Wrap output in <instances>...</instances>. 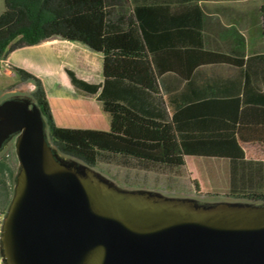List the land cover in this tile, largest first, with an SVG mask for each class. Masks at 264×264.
Returning <instances> with one entry per match:
<instances>
[{"label": "water", "instance_id": "obj_1", "mask_svg": "<svg viewBox=\"0 0 264 264\" xmlns=\"http://www.w3.org/2000/svg\"><path fill=\"white\" fill-rule=\"evenodd\" d=\"M10 143L2 264H264V201L121 186L51 142L30 92L0 102Z\"/></svg>", "mask_w": 264, "mask_h": 264}, {"label": "trees", "instance_id": "obj_2", "mask_svg": "<svg viewBox=\"0 0 264 264\" xmlns=\"http://www.w3.org/2000/svg\"><path fill=\"white\" fill-rule=\"evenodd\" d=\"M3 4L0 62L14 49L53 38L81 42L103 55L104 83L98 99L110 117L108 131L56 126L41 80L22 68L8 66L21 80L33 82L31 95L47 121L51 142L62 153L94 167L105 162L144 170H176L192 155L224 158L229 170L225 195L264 201V160L245 158L238 143L244 141V128L236 127L237 136L229 133L235 127H224V120L214 110L193 120L192 129L186 131L182 123L186 109L175 103L169 86L159 85L165 69L154 64L157 41L165 39L169 30L202 29L206 13L196 1L189 10L173 14L161 5L141 0H3ZM257 16L264 40V0ZM262 79L264 82V73ZM249 88L248 93L243 92L242 104L256 106L250 109L258 113L257 121L263 124L258 132H264V91ZM191 91L195 93L194 88ZM227 101L228 106L221 107L227 109L229 122L241 124L248 119L246 110H239V98ZM12 177L11 161L3 156L2 209L11 198ZM192 182L198 191V183Z\"/></svg>", "mask_w": 264, "mask_h": 264}, {"label": "crops", "instance_id": "obj_3", "mask_svg": "<svg viewBox=\"0 0 264 264\" xmlns=\"http://www.w3.org/2000/svg\"><path fill=\"white\" fill-rule=\"evenodd\" d=\"M141 1L161 5L168 14L187 11L195 1L202 6L206 15L201 30H169L165 39L160 37L157 41L154 64L165 69L158 78L159 85L169 86L175 103L180 109H186L182 115L186 131L192 129L193 120L216 111L224 120V127L228 124L235 127L229 133L237 136L236 127L244 128V141L239 140L238 143L245 158L264 160V156L248 151L253 148L264 150V132H258L263 124L257 121L258 113L250 109L256 106L242 104L243 92L248 93L249 87L264 91V40L259 32L257 16L263 0ZM9 65L22 68L41 80L56 126L110 129L109 114L98 99L104 83L102 53L78 41L53 38L12 50L0 62V68L3 66L9 75L15 74ZM245 86H248L246 90ZM235 97L239 98V110H246L248 116L241 124L229 122L227 109L221 107L228 106L227 100ZM207 159L223 164L221 175L226 182L223 189L226 194L229 170L224 158L186 156L183 167L187 168L190 181H196L198 191H202L201 176L204 181L217 180V171L205 169L198 173L189 165L192 161L198 166ZM191 173L198 176L200 182Z\"/></svg>", "mask_w": 264, "mask_h": 264}, {"label": "rangeland", "instance_id": "obj_4", "mask_svg": "<svg viewBox=\"0 0 264 264\" xmlns=\"http://www.w3.org/2000/svg\"><path fill=\"white\" fill-rule=\"evenodd\" d=\"M3 0H0V12L3 9ZM20 80L17 73L9 75L5 68H0V87L6 88L14 85L15 81ZM15 94L14 91L7 93L6 95ZM249 153H256L258 156H264V150L262 149H249ZM7 156L11 161L13 173L16 169V159L14 158L13 145H10L0 154V158ZM189 165L195 167L198 173L206 170H215L218 172L217 180L215 182L204 181L201 176L202 191H196L193 182L190 181V175L186 167H182L176 170L167 169H150L144 170L138 167H125L116 163L98 162L95 165V169L113 179L117 184L130 187V188H151L157 189L171 195H190L201 199H232L225 195L224 186L226 185L223 172V164L218 160L207 159L198 166L193 165L190 161ZM204 174V173H202ZM194 178H197L200 182V178L194 173H191ZM214 185L212 186V184Z\"/></svg>", "mask_w": 264, "mask_h": 264}, {"label": "flooded vegetation", "instance_id": "obj_5", "mask_svg": "<svg viewBox=\"0 0 264 264\" xmlns=\"http://www.w3.org/2000/svg\"><path fill=\"white\" fill-rule=\"evenodd\" d=\"M33 90H34L33 82H31V81H23V80L20 79L19 81L15 82L14 85H12L10 87L9 86L6 87V88H1L0 87V102L4 98L10 96V95H6L9 92L14 91L15 94H18V93L29 94V92H30V94H31V91H33ZM11 95H13V94H11Z\"/></svg>", "mask_w": 264, "mask_h": 264}, {"label": "built area", "instance_id": "obj_6", "mask_svg": "<svg viewBox=\"0 0 264 264\" xmlns=\"http://www.w3.org/2000/svg\"><path fill=\"white\" fill-rule=\"evenodd\" d=\"M4 211H5V209L0 208V228H1V222L3 219ZM0 264H2L1 258H0Z\"/></svg>", "mask_w": 264, "mask_h": 264}]
</instances>
